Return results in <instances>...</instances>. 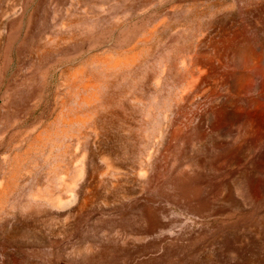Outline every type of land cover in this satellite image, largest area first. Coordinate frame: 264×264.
I'll return each instance as SVG.
<instances>
[{"label":"rangeland","instance_id":"1","mask_svg":"<svg viewBox=\"0 0 264 264\" xmlns=\"http://www.w3.org/2000/svg\"><path fill=\"white\" fill-rule=\"evenodd\" d=\"M0 264H264V0H0Z\"/></svg>","mask_w":264,"mask_h":264}]
</instances>
